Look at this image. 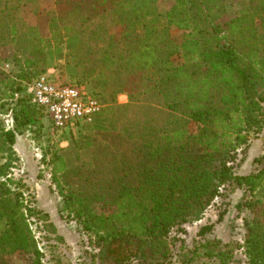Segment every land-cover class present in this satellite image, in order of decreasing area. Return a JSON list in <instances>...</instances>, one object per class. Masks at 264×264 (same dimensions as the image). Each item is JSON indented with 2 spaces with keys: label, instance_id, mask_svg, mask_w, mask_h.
<instances>
[{
  "label": "trees",
  "instance_id": "obj_1",
  "mask_svg": "<svg viewBox=\"0 0 264 264\" xmlns=\"http://www.w3.org/2000/svg\"><path fill=\"white\" fill-rule=\"evenodd\" d=\"M25 1L0 0V46L27 55L20 82L44 71L39 64L52 47L28 33ZM224 1L173 0L159 25L155 0H56L54 44L73 43L75 83L103 107L71 141L74 158L54 151L47 165L61 217L87 235L100 264H172L166 239L173 229L197 221L228 190L264 189V171L235 173L264 128V0H247L235 17ZM114 27L118 34L109 32ZM172 27L182 32L178 43ZM120 95L127 103H118ZM0 96L16 99L13 129L0 121V264L15 254L29 264H63L55 254L63 237L14 173L16 138L39 114L26 89L1 74ZM246 229L247 264H264L263 223L256 218ZM219 245L206 240L181 262L230 264Z\"/></svg>",
  "mask_w": 264,
  "mask_h": 264
},
{
  "label": "rangeland",
  "instance_id": "obj_2",
  "mask_svg": "<svg viewBox=\"0 0 264 264\" xmlns=\"http://www.w3.org/2000/svg\"><path fill=\"white\" fill-rule=\"evenodd\" d=\"M155 3L158 11L157 24L161 25L165 13L173 4V0H155ZM55 5L56 0H26L21 7V16L30 27L27 29L28 33L51 41L52 47L45 52L39 64V69L44 68V71L31 76L29 81L20 82L18 80L19 75H22L24 71H29L24 69L27 55L17 52L12 45L5 46V48L0 46V74L2 79L18 81L25 89L45 73H52L53 78L60 83H75L80 79V73L74 69L70 56L68 58L69 49L75 51L73 43L56 46L52 39L49 19L55 10ZM220 6L229 17L238 16L248 9L247 0H226ZM109 32L118 34L119 29L117 27L110 28ZM169 33L176 43L180 41L181 31L172 27ZM172 62L174 65H180L182 60L176 55L172 57ZM83 86L89 93L88 87ZM117 100L119 104L127 103L125 95H120ZM6 101L0 96V103L4 104L0 108V121L6 128L13 129L14 123L10 109L15 105L16 99ZM84 131V128L79 127L74 135L70 132H56L47 121L38 115L37 123L28 125L23 133L17 136L15 144L16 154L20 162L14 173L16 177L22 178L30 192L35 196L36 206L50 215V220L56 226L58 234L63 237L65 243L59 244L55 253L60 257L63 264H100L97 258L92 257L97 250L89 246L87 235L81 231L75 221H68L61 217L59 210L62 207V199L58 196L56 186L51 181L50 167L47 165L50 153L54 151L73 159L74 154L68 151L70 143L72 140H78L80 132ZM43 156L45 157L44 162ZM258 158L260 161L253 162L252 172L248 175H254L260 170L264 171V155ZM81 159L88 161V157L85 155H82ZM240 166L235 168L237 175H240L237 173V168ZM38 174L41 175L40 178L37 177ZM220 215H222L221 219L218 220ZM256 218L264 225V189L250 192L243 188H236L224 192V196L216 198L197 221L187 222L169 233L166 240L169 244L172 264H182L184 254L206 240L220 241L219 249L229 255L230 264H247L244 247L247 237L246 228L247 224ZM208 226H212L211 231L204 236L200 235V229ZM32 228L38 238L40 233L35 226ZM49 255V252L46 251V258ZM2 264H29V260L25 255L15 254L4 257ZM193 264H212V262L202 257Z\"/></svg>",
  "mask_w": 264,
  "mask_h": 264
},
{
  "label": "built area",
  "instance_id": "obj_3",
  "mask_svg": "<svg viewBox=\"0 0 264 264\" xmlns=\"http://www.w3.org/2000/svg\"><path fill=\"white\" fill-rule=\"evenodd\" d=\"M45 73L27 86L26 92L36 111L56 132L73 135L79 127L91 123L103 105L83 85L57 82Z\"/></svg>",
  "mask_w": 264,
  "mask_h": 264
},
{
  "label": "crops",
  "instance_id": "obj_4",
  "mask_svg": "<svg viewBox=\"0 0 264 264\" xmlns=\"http://www.w3.org/2000/svg\"><path fill=\"white\" fill-rule=\"evenodd\" d=\"M264 129L262 133L255 139H253L248 147L247 154L244 162L239 168H237V173L243 176H246L252 172V164L254 159L258 158L261 155H264Z\"/></svg>",
  "mask_w": 264,
  "mask_h": 264
},
{
  "label": "bare ground",
  "instance_id": "obj_5",
  "mask_svg": "<svg viewBox=\"0 0 264 264\" xmlns=\"http://www.w3.org/2000/svg\"><path fill=\"white\" fill-rule=\"evenodd\" d=\"M264 129V128H263ZM262 133V132H261ZM263 135H264V132H263Z\"/></svg>",
  "mask_w": 264,
  "mask_h": 264
}]
</instances>
